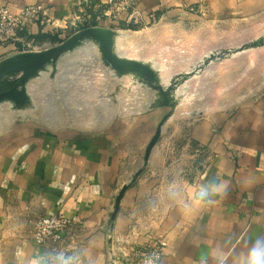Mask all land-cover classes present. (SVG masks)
<instances>
[{
  "label": "crops",
  "instance_id": "1",
  "mask_svg": "<svg viewBox=\"0 0 264 264\" xmlns=\"http://www.w3.org/2000/svg\"><path fill=\"white\" fill-rule=\"evenodd\" d=\"M37 1L0 0V7L17 13ZM104 2L42 0L43 16L27 20L18 36L41 50L81 28L110 26L117 35L147 29V40L164 46L173 38L179 44L189 21L203 16L235 20L264 11V0H131L138 23L125 15L107 22L100 18ZM19 51V42L0 40V60ZM168 56L124 57L150 63L164 84L171 68L161 73L155 63L183 60ZM34 91L37 102L27 91L31 102L22 109L0 104V264H34L52 250L33 241L32 225L36 216L54 212L76 218L72 236L55 249L79 252L82 264H132L155 236L165 241L159 264H242L250 243L264 234V91L185 122L178 136L169 133L173 110L154 102L88 128L45 116L43 93ZM165 114L143 165L145 147ZM209 182L224 184V193L211 204L193 205L196 185Z\"/></svg>",
  "mask_w": 264,
  "mask_h": 264
},
{
  "label": "rangeland",
  "instance_id": "2",
  "mask_svg": "<svg viewBox=\"0 0 264 264\" xmlns=\"http://www.w3.org/2000/svg\"><path fill=\"white\" fill-rule=\"evenodd\" d=\"M203 18L189 21V30L179 44V39L174 38L164 46L153 39L147 40L151 33L147 29L137 33L121 31L116 37L115 49L123 56L146 59L163 51L170 59H183L155 63L161 67V73L164 72L162 67L171 68L166 71V77L192 71L174 93L177 104L171 109L173 126L172 132L169 131L174 136L183 132L185 122L229 109L264 91V44L240 47L264 37V11L235 20ZM223 50L230 52L226 54ZM210 53L223 55H216L203 67H197L203 56ZM42 72L36 79L28 81L27 91L32 92L33 102L40 97L34 90L43 93L40 102L47 109L41 113L53 120L85 124L90 128L104 125L122 113L128 115L149 108L156 100V92L144 80L129 74L117 75L104 65L96 44L90 41L63 55L55 67L47 66ZM56 105L61 106L59 111L50 109ZM59 114L60 118H57Z\"/></svg>",
  "mask_w": 264,
  "mask_h": 264
},
{
  "label": "water",
  "instance_id": "3",
  "mask_svg": "<svg viewBox=\"0 0 264 264\" xmlns=\"http://www.w3.org/2000/svg\"><path fill=\"white\" fill-rule=\"evenodd\" d=\"M116 35L117 31L111 28L88 26L73 32L66 39L50 47L41 50L19 51L4 57L0 60V104L6 102L15 109H22L29 105L31 100L27 92L28 81L36 77L47 66L55 67L60 57L90 41L96 44L104 65L110 67L117 75L129 74L139 80H144L147 86L156 92L154 105L173 109L177 104L174 96L175 90L178 84L185 80L192 71L176 74L170 77L166 84H163L158 71L150 63L121 56L115 51ZM262 44H264V37H258L240 47H256ZM229 52L230 50H223V53ZM216 55L221 57L223 54L210 53L203 57L201 64L197 67H203L209 60L215 59ZM168 116L165 114L161 117L148 141L144 150L143 165H146L150 150L159 138L161 125ZM139 172L140 170L135 175ZM125 188L122 186L115 197L110 221L113 220L117 212Z\"/></svg>",
  "mask_w": 264,
  "mask_h": 264
},
{
  "label": "built area",
  "instance_id": "4",
  "mask_svg": "<svg viewBox=\"0 0 264 264\" xmlns=\"http://www.w3.org/2000/svg\"><path fill=\"white\" fill-rule=\"evenodd\" d=\"M105 7L101 13V19L112 22L125 15L127 22L138 23L141 20L140 13L132 7L131 0H105ZM44 7L42 0L21 8L17 13L10 12L5 6L0 7V40L16 41L24 51L34 49L35 44L30 38L19 37L18 32L25 30L27 20H36L43 16ZM45 21H50L46 19ZM52 24V21L49 22ZM110 28V26H108ZM76 223L75 217H65L59 212L38 215L33 219L32 239L41 246H51L52 250L70 235L72 226ZM165 241L161 236H155L149 243L143 246L142 252L132 264H144L146 257L157 254L163 255Z\"/></svg>",
  "mask_w": 264,
  "mask_h": 264
},
{
  "label": "clouds",
  "instance_id": "5",
  "mask_svg": "<svg viewBox=\"0 0 264 264\" xmlns=\"http://www.w3.org/2000/svg\"><path fill=\"white\" fill-rule=\"evenodd\" d=\"M225 187L224 184L216 182L200 183L191 194V202L196 206L211 204L213 197L224 193ZM159 261V256L153 254L145 258L144 264H159ZM34 264H82V258L79 252L69 253L63 249H53L35 257ZM242 264H264V234L258 235L250 243L243 255Z\"/></svg>",
  "mask_w": 264,
  "mask_h": 264
},
{
  "label": "bare ground",
  "instance_id": "6",
  "mask_svg": "<svg viewBox=\"0 0 264 264\" xmlns=\"http://www.w3.org/2000/svg\"><path fill=\"white\" fill-rule=\"evenodd\" d=\"M168 80H169V79H168ZM167 82H168V81H167ZM167 82H166V83H167ZM166 83H164V84H166Z\"/></svg>",
  "mask_w": 264,
  "mask_h": 264
}]
</instances>
